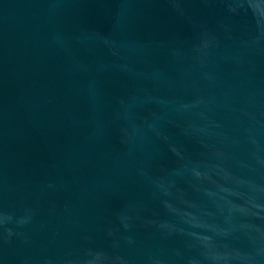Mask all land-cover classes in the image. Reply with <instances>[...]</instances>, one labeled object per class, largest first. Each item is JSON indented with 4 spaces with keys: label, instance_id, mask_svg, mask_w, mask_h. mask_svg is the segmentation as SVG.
I'll return each instance as SVG.
<instances>
[{
    "label": "water",
    "instance_id": "water-1",
    "mask_svg": "<svg viewBox=\"0 0 264 264\" xmlns=\"http://www.w3.org/2000/svg\"><path fill=\"white\" fill-rule=\"evenodd\" d=\"M0 264H264V0H0Z\"/></svg>",
    "mask_w": 264,
    "mask_h": 264
}]
</instances>
